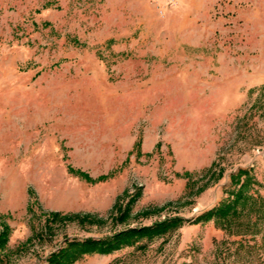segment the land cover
I'll return each instance as SVG.
<instances>
[{"label": "rangeland", "instance_id": "374dc122", "mask_svg": "<svg viewBox=\"0 0 264 264\" xmlns=\"http://www.w3.org/2000/svg\"><path fill=\"white\" fill-rule=\"evenodd\" d=\"M241 169L264 202V0H0V264L170 216L186 222L73 264H264V208L239 233L191 223ZM51 211L98 219L18 250Z\"/></svg>", "mask_w": 264, "mask_h": 264}, {"label": "trees", "instance_id": "16d2710c", "mask_svg": "<svg viewBox=\"0 0 264 264\" xmlns=\"http://www.w3.org/2000/svg\"><path fill=\"white\" fill-rule=\"evenodd\" d=\"M82 173L83 172H81V174ZM83 175L88 180L92 181L88 174L83 173ZM242 175H246V179L242 182L239 187L235 188L234 190H231V194L228 198L222 201L219 205L203 212L202 214L194 218L191 223H206L214 221V223L220 226L222 229L231 233H237L238 231L235 232L234 230L236 227L239 228L241 226V218L243 217V214L245 211H247V209L251 212L255 210L257 212L261 211L264 208V202L260 200L261 198L258 200L257 197L247 192L252 184V178L248 170L241 169L238 173L234 175L236 183L240 182ZM105 178L106 176L101 177V179ZM115 206L117 207V202ZM128 206H130V204H128ZM124 213L126 214L122 215L125 216H118L116 221L123 222L127 217V212ZM96 218L97 217H94L91 214L64 215L59 211H51L48 213V216L46 218V231L34 232L33 236L29 237L23 244H21L18 250L28 246L32 242L33 237L41 239L45 234H47V231L52 228V224L55 222L66 219H78V221L84 225L86 223L94 224V222H96L98 219ZM185 222L186 220L181 216H170L163 220L156 221L150 225L124 228L99 238H95L93 236L84 237L82 239L65 238L66 245L62 246L58 250L51 252L50 255L47 257V261L49 262V264H73L77 260L83 258L85 255L97 253L111 254L126 246L135 245L144 238L152 240L157 236H164L167 233L180 228L184 225ZM246 224L248 228L251 227V225H249L248 223ZM249 231L250 230H247L246 233H248ZM10 233V226L6 223L3 224V228L2 230H0V263L5 262L4 255L1 254L7 248Z\"/></svg>", "mask_w": 264, "mask_h": 264}]
</instances>
